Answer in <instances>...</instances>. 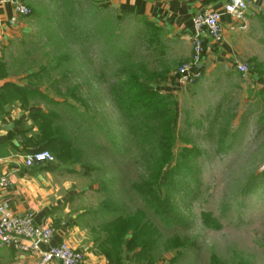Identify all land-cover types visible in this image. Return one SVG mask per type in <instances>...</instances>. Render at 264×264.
Here are the masks:
<instances>
[{"label": "crops", "instance_id": "1", "mask_svg": "<svg viewBox=\"0 0 264 264\" xmlns=\"http://www.w3.org/2000/svg\"><path fill=\"white\" fill-rule=\"evenodd\" d=\"M42 1L57 10L55 20L33 10L32 5L35 7ZM63 1L22 0L31 13L17 17L13 24L10 22L14 16L12 7L0 5V158L7 159L0 166V177L7 176L11 183L0 188V203L7 201L13 214L30 213L36 225L53 228L50 246L67 244L83 254V264H111L108 260H118L116 264H132L135 254L127 253L124 247L128 237L113 249L108 242L102 244L106 240L102 230L103 207L90 189L91 178L86 168L78 169L79 166L58 160L30 169L22 163L24 156L36 151L43 139L49 137L48 131H39L40 121L36 114L51 112L61 116L64 107L58 98L61 93L48 94L45 90L47 84L56 85L62 80L52 69L59 65L58 58L62 55L54 56L56 50L46 46L47 42L53 43L52 35H42L38 25L43 22L55 30V24L62 19L63 14L58 12H63ZM74 2L81 4L80 8L86 5L94 10V18L95 7H102L118 17L133 19L144 28L148 26L158 38H151L147 50L159 52L154 58L158 67L150 71L159 73L164 69L169 72L180 62L176 56L168 54L169 50L172 53L181 51L180 42L187 49V55L183 53L180 58L188 57L184 62L189 60L192 18L198 13L221 12L227 0ZM220 24L223 37L219 43L207 36L201 38L202 58L197 65L200 66L197 68L200 78L193 85L180 88L171 72L164 75L167 82L155 80L151 87L171 97L176 112L174 130L195 133L193 139L201 137V132L204 135L213 133L209 128L229 104L232 132L234 137L238 135L235 141L238 147H246L249 151L264 144V5L249 1L242 20L224 14ZM94 26L92 24L90 35L94 34ZM52 34L56 36V32ZM162 44L166 45V52ZM127 47L135 52V44ZM123 49L119 46L104 49L102 60L109 62L106 60L119 55ZM135 56L136 62L144 66L138 62L136 53ZM174 58L176 61L170 62ZM238 65H246L249 72L239 73ZM251 65L256 69L252 74ZM45 248L41 246L42 250ZM38 261L39 252L20 253L12 248H0V264H36Z\"/></svg>", "mask_w": 264, "mask_h": 264}, {"label": "rangeland", "instance_id": "2", "mask_svg": "<svg viewBox=\"0 0 264 264\" xmlns=\"http://www.w3.org/2000/svg\"><path fill=\"white\" fill-rule=\"evenodd\" d=\"M51 6L47 1H42L36 3L35 7L33 4L32 8L37 13L55 20L57 10ZM82 10L81 12L75 8L74 15L80 17L77 24L84 30L87 23H93L94 34L90 35V30H86L89 38L81 41L85 39L83 36L78 40L73 32L67 31V26L63 25L56 31V35L62 33L61 42L46 41V46L56 50L54 56H67L68 61L52 68L59 77L62 78L61 74L65 76L62 79L64 82H58L56 85L47 84L45 90L48 94L61 93V98H58L63 103V96L68 89L76 86L79 88L75 93L79 101L65 97L72 103L70 109L74 116V122L65 121V126L72 129L71 134L77 135L79 141L81 139L85 141L81 145L78 142L74 143L90 161L94 169L91 174L93 181L107 184L108 193L107 195L105 193V198L114 195L113 202L119 203L124 211L125 208L129 211L132 209L139 211L137 221L138 225L145 221L144 232L150 225L148 222L152 223L155 233L148 231L150 233L148 236L153 243L151 260L154 264H170V262L171 264H264V144L249 151L246 147H238V142L235 141L238 135L234 137L230 123L229 104L224 106L223 113L209 128L213 133L208 132L204 135V132H201V137L197 139H193L195 133L185 134V139L190 140L187 148L199 153L194 160L193 180L189 178L184 180V184L190 187L188 192L185 186L178 189V193L170 191L177 201L178 218L186 221L185 225L166 228L150 213H148L150 218L141 215L145 208L142 207L139 197L133 198L131 184L132 182L138 184L140 179L146 176L145 164L133 165L131 157H136L132 151L133 143L128 147L127 154L130 158L128 168H125V163L119 164L118 153L121 152L122 145L124 147L127 145L123 143L127 134L121 130L119 116L111 103L108 91L116 83V80L112 79V73L120 63L112 67L110 62L102 60L101 53L112 46L125 48L135 44L138 62L148 70H153L158 67V63H154V58L158 57L159 52L150 53L147 48L151 38L158 36L152 33L148 26L144 28L143 24L133 19L118 17L109 10H95L100 15L99 21L94 18V10L87 8L86 5H83ZM83 12L85 15H82ZM58 13L65 15L66 11ZM38 25L42 35L46 37H50L55 32L43 22ZM142 28L144 29L141 31ZM63 33L69 34L67 39ZM179 46L181 51L168 52L169 56L173 54L180 61L169 69V74L175 72L188 59V57L180 58L183 53L187 55V49L182 42ZM162 47L166 52V45L162 44ZM191 56L192 47L189 60ZM171 61L176 59H170ZM108 65L110 67H107ZM251 66L253 68L250 74L256 72L255 67ZM157 80L167 82L168 78L163 76V79ZM84 129L86 131L82 132ZM90 130L92 134H89ZM176 133L183 137V130ZM104 143L109 149L103 150L104 147L98 146ZM43 150L50 151L49 148ZM63 161L65 160L59 162ZM90 189L95 188L93 186ZM91 204L95 203L91 202ZM207 214L218 222L220 229L208 230L203 227L201 215ZM174 238L184 241L191 247L184 250L176 262H173L176 257L174 251L171 252V247L176 244Z\"/></svg>", "mask_w": 264, "mask_h": 264}, {"label": "trees", "instance_id": "3", "mask_svg": "<svg viewBox=\"0 0 264 264\" xmlns=\"http://www.w3.org/2000/svg\"><path fill=\"white\" fill-rule=\"evenodd\" d=\"M74 1H63L62 8L66 11V14L62 15V19L55 24V32L60 30L59 27L65 25L67 26L66 30H71L78 40L80 36H83L85 39L81 41H86L89 38L86 30H90L93 23H87L84 26L85 31L82 30L80 25L77 24L80 17L74 15L75 8L82 11V8L80 9L82 5L76 4ZM95 8L103 10L102 7ZM99 18L100 15L95 13V20L99 21ZM63 34L65 39H67L69 34ZM61 37L62 33L56 36L52 35L50 39L51 41L61 42ZM66 61H68L67 56L63 55L58 58L59 64ZM106 61H109L112 67L120 63V66L112 73V79L116 80V83L108 91L111 103L119 116L120 126H122L121 130L127 134V137L123 140V143L127 145L125 147L122 145L123 148L118 153L119 164L125 163V168H128L130 158L127 153L128 147L132 143L134 145L132 151L136 154V157H131L133 165L135 166L137 163L145 164L146 176L141 178L138 184L135 182L131 184V190L134 194L133 198L139 197L142 207L145 208L142 210L141 215L146 218V216L149 217L148 213H150L154 219L158 220L166 228L174 225H185L186 221L178 218L177 201H175L174 195L170 191L178 193V189H181L182 186L187 188V192L190 190V187L184 184V180L186 178L193 180L194 160L199 153L187 148V144L190 143L185 139L187 132L184 131L182 133L183 137H180L179 135L181 134L177 135L175 132V106L171 97L151 87L153 81L163 79V76L168 71L164 69L159 73L151 72L145 66L138 64L135 52L130 47L124 48L119 52V55H115ZM107 67L110 66L108 65ZM46 73L48 74V72ZM173 73L174 71L171 75ZM61 76L62 79L65 78L63 74ZM61 82L64 81L61 80ZM78 89L76 86L66 91L65 96H63L65 105L61 109V116L51 112L36 114L37 119L40 121L38 123L39 131L42 133H47L46 131H48L49 134L46 140L43 139V144L37 146L36 151L49 148L53 159L55 157V160H65L69 165L84 167L86 170L89 169L88 175L92 180L90 186L95 188L92 192L98 196L103 207L101 209L104 216L102 230L106 234V240L102 243L103 246L108 242L111 245L110 249H113L115 245H121L123 239L128 237L124 247L127 253L135 254L132 264H154L151 260L153 243L148 236L152 232L155 233L152 223L148 222L150 224L148 228H151V230H147V228L146 232H144L145 221H142L141 225H138L137 221L140 214L139 211L135 209L129 211L126 208L124 211L119 203L113 202L114 195L113 197L110 195L112 198L109 196L105 198V193L106 195L108 193L107 184L102 181L99 183L93 181L91 174L94 169L90 161L84 157L81 148L74 143L78 142L81 145L85 141L82 139L79 141L77 135L71 134L72 129L65 126V121L69 123L74 118L70 109L72 108V103L66 100L65 97L79 101L78 96L75 95ZM87 127H89L88 124ZM85 131L86 129L82 132ZM89 134H92V130L89 131ZM105 144L98 146L104 147L103 150L109 149L107 146L105 147ZM106 219L109 220L106 221ZM201 221L203 227L208 230L220 229V225L210 214L201 215ZM113 233L114 235H112ZM174 239L176 244L171 247V252L174 251L173 254L176 257L173 262H176L177 258L182 256L184 250L191 247L184 241L182 242L177 238ZM116 253L118 254V251ZM107 256L109 257L108 253ZM117 261L108 260L111 264H116Z\"/></svg>", "mask_w": 264, "mask_h": 264}, {"label": "built area", "instance_id": "4", "mask_svg": "<svg viewBox=\"0 0 264 264\" xmlns=\"http://www.w3.org/2000/svg\"><path fill=\"white\" fill-rule=\"evenodd\" d=\"M249 1H256L264 5V0H227L221 12L198 13L192 18L193 33L190 38L192 47L191 59L182 63L173 73L180 88L193 85L200 73L197 65L202 58V36H207L212 41L219 43L223 37L220 18L226 14L237 20H242L249 7ZM0 5H10L14 16L13 24L19 16H29L31 11L22 3V0H0ZM237 70L241 74H247L249 68L246 65H238ZM5 160L0 158V165ZM54 162L53 156L47 150L34 151L23 158L25 168H34L39 165H48ZM10 185L7 176L0 177V188ZM54 230L51 227L35 224L32 214L15 215L12 213L9 203H0V248H12L20 253L39 252V261L36 264H83L84 256L81 252L70 248L65 243L50 246ZM46 247L45 249H41Z\"/></svg>", "mask_w": 264, "mask_h": 264}, {"label": "water", "instance_id": "5", "mask_svg": "<svg viewBox=\"0 0 264 264\" xmlns=\"http://www.w3.org/2000/svg\"><path fill=\"white\" fill-rule=\"evenodd\" d=\"M197 68H200V66H198Z\"/></svg>", "mask_w": 264, "mask_h": 264}]
</instances>
